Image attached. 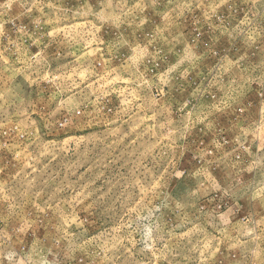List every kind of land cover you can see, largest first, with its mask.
Wrapping results in <instances>:
<instances>
[{
	"label": "rangeland",
	"instance_id": "374dc122",
	"mask_svg": "<svg viewBox=\"0 0 264 264\" xmlns=\"http://www.w3.org/2000/svg\"><path fill=\"white\" fill-rule=\"evenodd\" d=\"M0 264H264V0H0Z\"/></svg>",
	"mask_w": 264,
	"mask_h": 264
}]
</instances>
